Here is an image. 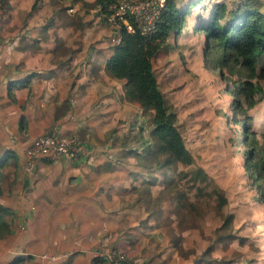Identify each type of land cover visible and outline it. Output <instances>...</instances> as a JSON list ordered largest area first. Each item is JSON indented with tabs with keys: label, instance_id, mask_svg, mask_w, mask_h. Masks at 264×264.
<instances>
[{
	"label": "crops",
	"instance_id": "obj_1",
	"mask_svg": "<svg viewBox=\"0 0 264 264\" xmlns=\"http://www.w3.org/2000/svg\"><path fill=\"white\" fill-rule=\"evenodd\" d=\"M202 1L177 0L178 7L187 12L185 25L179 34L170 33L158 54L176 48L187 29L201 31L197 28L207 24L216 3L227 7L219 20L223 27L237 20L246 0L233 2L230 8L227 0H207V7L204 4L198 12L193 10ZM258 1V9L264 12V0ZM92 2L16 0L13 7L10 0H0V199L9 204V213L4 216L10 225L8 235H15L16 229L27 232L31 228L33 233L39 229L45 240L41 248L33 249L32 264H53L57 235L67 243L84 228L91 239L92 226L104 223V218L75 206L71 199L75 185H83L89 175L106 166L100 163L102 157L114 155L119 160L122 153L153 152L155 148L153 111L147 115L146 109L127 99L125 80L115 77L107 67L115 51L118 27L101 18ZM13 11L16 17L11 15ZM13 19L18 23L10 27ZM202 42L204 46V38ZM89 105L92 111L86 113ZM54 132L79 135L82 151L78 159L69 162L38 155L30 169L27 161L22 169L14 145ZM155 160H138L132 167L140 171L126 169L125 175L115 179L111 171L106 172L109 179L105 183L113 187L109 197H116L106 199V206L115 209L107 216L120 217L116 223L131 244L126 256L134 264H236L228 258L230 252L218 248L221 241L217 238L210 245L201 242L198 231L176 207L179 202L172 192L167 194L169 188L162 186L155 197L149 195L151 173L166 170ZM69 167L78 169L80 175L61 180ZM143 175L147 180L138 184ZM88 189L90 193L98 191L91 182ZM169 209L174 218L168 215ZM133 220L139 228H128ZM146 226L151 231H146ZM16 259L5 264H16Z\"/></svg>",
	"mask_w": 264,
	"mask_h": 264
},
{
	"label": "rangeland",
	"instance_id": "obj_2",
	"mask_svg": "<svg viewBox=\"0 0 264 264\" xmlns=\"http://www.w3.org/2000/svg\"><path fill=\"white\" fill-rule=\"evenodd\" d=\"M233 2L241 3L242 0H227L228 8ZM209 3L203 0L193 10L198 12ZM184 35L178 39L179 46L164 49L153 59V69L171 118L194 157V164H178L172 171L167 170L173 173L175 180L164 188L186 192L194 207L188 209L189 201L186 200L181 202L180 210L185 220L198 231L199 234L194 233L202 237V243L207 241L210 245L217 238L221 241L218 248L230 252L228 258L237 261L236 264H264V203L259 201L257 190L258 183L264 185V181H255L244 167L245 163L254 169L264 166V92L246 111L250 116L246 123L249 131L255 132L256 140L261 143L254 161L248 162L245 147L252 143V138L243 144L241 125L231 119L233 96L226 91L227 87L232 89L239 84V79L230 76L229 83H225L219 69L204 67V32L187 29ZM261 63L262 57L257 67ZM224 72L228 75L226 70ZM261 82L264 88V80ZM162 158L157 154L155 162ZM197 166L207 174L206 180L201 178L202 173L197 174L195 181L190 179ZM213 190L219 192L221 205ZM170 193L171 190L167 191L169 196ZM227 214L233 217L228 220ZM228 234L235 238L227 239Z\"/></svg>",
	"mask_w": 264,
	"mask_h": 264
},
{
	"label": "trees",
	"instance_id": "obj_3",
	"mask_svg": "<svg viewBox=\"0 0 264 264\" xmlns=\"http://www.w3.org/2000/svg\"><path fill=\"white\" fill-rule=\"evenodd\" d=\"M116 1L94 0L91 5L99 6L101 12L108 15L111 12L109 6ZM259 5L258 0H246L237 20L222 27L219 20L224 16L226 7L223 3H216L207 24L197 28L204 32L202 49L205 55L204 67L209 70L219 69L220 78L225 83H229L230 76L235 75L239 79V84L235 83L232 89L227 87L226 91L233 96L231 119L241 125L243 144L245 145L247 140L252 138V143L245 147L248 162L254 161L261 147V143L256 140L255 132L249 131L246 124L250 117L246 111L256 104L258 95L264 92L261 82L264 80V12L258 9ZM186 13V10L178 7L177 0H166L155 32L147 35L142 34L138 29L129 32L123 24H120L119 42L116 43L115 51L107 62L110 72L115 77L125 80L126 98L137 102L146 110L153 111L152 136L155 146L153 152L155 155L163 156L157 164L169 171L178 164H194V157L186 147L178 125L171 118L169 106L157 82L152 61L165 46L170 33L179 34L182 31L186 22ZM103 19L105 20V17ZM261 57L262 63L257 67ZM224 70L228 72V75ZM253 141H256L255 144ZM244 167L255 181H264V166L261 169H254L245 163ZM198 173H202L201 178L206 180L207 174L200 166L195 168V174L190 179L195 181ZM169 190L174 193L173 199L179 202L176 207L181 208V202L188 200L186 192L178 188L174 191L172 188ZM257 190L260 194L259 201L264 203V185L258 183ZM213 192L218 194L217 198L221 205L219 192L217 190ZM193 207L194 204L189 201L187 208ZM0 213H3L0 215V230L7 233L10 225L4 216L9 213V210L0 206ZM231 216L227 214L226 219H231L233 217ZM230 238L235 236L228 234L227 239Z\"/></svg>",
	"mask_w": 264,
	"mask_h": 264
},
{
	"label": "clouds",
	"instance_id": "obj_4",
	"mask_svg": "<svg viewBox=\"0 0 264 264\" xmlns=\"http://www.w3.org/2000/svg\"><path fill=\"white\" fill-rule=\"evenodd\" d=\"M10 3L15 7L16 0H10ZM163 3V0H161ZM2 15V13H0ZM13 17L17 16V12L11 13ZM18 21L13 19L10 27H15ZM31 67V65H29ZM40 71L41 69H33ZM86 113L92 111L91 105L86 108ZM32 140L29 139L25 143H17L14 145L19 158L20 165L23 169L24 164L28 161L29 157L34 155L32 152H28L29 145ZM69 157V162L71 161ZM155 159L154 152H127L120 155V159L116 160L114 155H108L101 158L100 163H105V167L99 168L96 172L92 173L88 177L83 185H75L73 188L72 202L75 206L81 208H87L94 211L100 218H104V223L100 225H93L94 236L89 239L87 230L84 228L79 229L78 236L67 243L62 242L59 235L55 238V259L53 264H92V260L95 259V264H125L128 257L125 255V251H131V244L128 237H124L119 229V224L116 223L120 220V217H108L109 212L115 211L113 208L106 206V199L111 198L116 200L115 196L109 197V194L113 192V187L108 186L105 181L109 179L106 172L111 171L113 175L112 179L118 176L126 174V169L130 171H140V169L132 167L136 165L138 160H144L146 163H151ZM59 167V165H57ZM80 175L78 169H72L69 167L65 176L61 177V180H65L67 177H73ZM152 179L147 180V175L140 176L138 178V184L144 183L145 180L151 185L152 191L149 195L155 197L156 193L162 186L167 185L169 182L175 180V176L172 172L161 171L158 173H151ZM96 185L98 191L89 192L88 183ZM114 187L118 188L119 185ZM127 187V185H124ZM0 206H9L8 201L0 199ZM117 208L120 206L117 202ZM33 212L36 209H32ZM3 215V213H0ZM168 215L173 216L171 209H169ZM143 219H146V214ZM31 223V221H29ZM152 221H149L151 225ZM140 225L137 221L133 220L129 225V229H137ZM128 229H125L127 231ZM146 231H151V228L146 226ZM132 233L129 232V236ZM34 242V243H29ZM45 243L44 238L40 235V230L37 229L35 233L31 228L24 232L23 229H16L15 235H8L5 231L0 230V264H5L6 261L12 258L16 259V264H32V256L36 253L33 249H39ZM47 256L44 257L47 260ZM140 264V262H137Z\"/></svg>",
	"mask_w": 264,
	"mask_h": 264
},
{
	"label": "built area",
	"instance_id": "obj_5",
	"mask_svg": "<svg viewBox=\"0 0 264 264\" xmlns=\"http://www.w3.org/2000/svg\"><path fill=\"white\" fill-rule=\"evenodd\" d=\"M166 0H117L109 7L111 12L104 15L97 6L101 18L110 24L119 27L123 24L127 31L133 32L138 29L142 34L155 32L157 22L165 5ZM68 10H71L69 8ZM119 42V36L116 43ZM82 151V140L76 133L66 135L47 133L32 140L28 152L34 153L27 161V168L33 165V159L38 155L57 156L71 161L78 159ZM126 255V254H125ZM128 257V256H127ZM125 264H134L129 258Z\"/></svg>",
	"mask_w": 264,
	"mask_h": 264
}]
</instances>
